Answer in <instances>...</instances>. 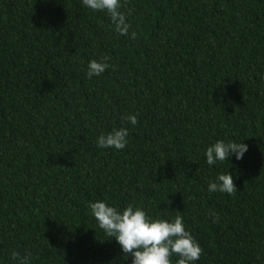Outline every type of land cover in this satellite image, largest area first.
I'll list each match as a JSON object with an SVG mask.
<instances>
[{"label":"trees","instance_id":"1","mask_svg":"<svg viewBox=\"0 0 264 264\" xmlns=\"http://www.w3.org/2000/svg\"><path fill=\"white\" fill-rule=\"evenodd\" d=\"M121 4L127 35L81 0H0V264H131L97 200L182 215L196 264H264V0ZM119 127L125 149L97 146ZM220 139L243 159L209 166ZM227 170L237 191L209 192Z\"/></svg>","mask_w":264,"mask_h":264},{"label":"clouds","instance_id":"2","mask_svg":"<svg viewBox=\"0 0 264 264\" xmlns=\"http://www.w3.org/2000/svg\"><path fill=\"white\" fill-rule=\"evenodd\" d=\"M84 7L93 11L106 12L120 35H127L130 24L126 15L120 11L121 0H81ZM136 37V33H132ZM108 58L90 60L87 76H100L109 67ZM131 125L137 124L136 115H128ZM127 127L113 128L97 137V146L101 149L123 150L129 143ZM248 144L243 141L217 140L205 150L206 163L209 166L229 160L235 156L241 160L248 151ZM209 192L219 191L232 195L237 191L233 175L227 172L219 174L208 184ZM89 208L100 229L110 239H115L125 256L131 258V264H173V257H178L175 264H196L203 249L190 231L186 230L182 215L174 219L153 218L143 207L129 203L124 208L110 204L107 200L90 203ZM29 255L21 256L12 252V264H29Z\"/></svg>","mask_w":264,"mask_h":264}]
</instances>
